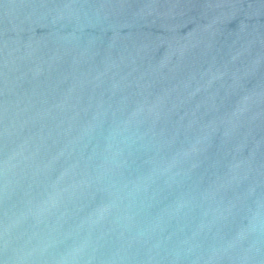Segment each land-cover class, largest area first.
Instances as JSON below:
<instances>
[{"label":"water","instance_id":"1","mask_svg":"<svg viewBox=\"0 0 264 264\" xmlns=\"http://www.w3.org/2000/svg\"><path fill=\"white\" fill-rule=\"evenodd\" d=\"M0 264H264V0H0Z\"/></svg>","mask_w":264,"mask_h":264}]
</instances>
